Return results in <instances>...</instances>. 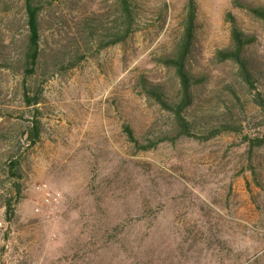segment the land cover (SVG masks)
<instances>
[{"label":"rangeland","instance_id":"1","mask_svg":"<svg viewBox=\"0 0 264 264\" xmlns=\"http://www.w3.org/2000/svg\"><path fill=\"white\" fill-rule=\"evenodd\" d=\"M41 1L37 80H46L33 145L20 86L23 0H0V264H264V109L217 58L231 46L229 13L254 39L243 55L264 100V22L235 0H195L187 69L201 82L183 136L139 80L178 97L160 58L181 36L187 0H132L135 32L99 50L116 0ZM37 185L56 200L45 203Z\"/></svg>","mask_w":264,"mask_h":264},{"label":"trees","instance_id":"2","mask_svg":"<svg viewBox=\"0 0 264 264\" xmlns=\"http://www.w3.org/2000/svg\"><path fill=\"white\" fill-rule=\"evenodd\" d=\"M116 2L117 11L113 21V32L111 33L109 40L103 42L97 50L125 42L136 30V21L132 10V0H116ZM234 4L241 6L249 11L255 18L264 22L263 6H242L236 0L234 1ZM23 6L26 15L27 37L21 58V71L23 77L20 86L23 104L33 112L28 124V130L24 135L26 136V140L34 145L41 138V123L35 114H39L37 106L40 104L42 98L41 82H45L46 80H37V77H40L39 71L42 62L44 61V52L40 45V14L43 6L41 0H23ZM196 11V1L187 0L181 36L176 43L173 52L170 55L162 56L160 58V63L164 67L173 70L178 81L179 89L176 100L169 101V99H167L162 85L152 83L144 77H141L139 80V87L142 92L159 105L161 109L171 113L177 127L179 128L180 134L183 136H191V123H189L190 121L185 117V111L193 101L192 88L201 82L200 79L193 77L187 69V61L191 54L195 39ZM226 20L231 23V46L226 50L218 52L217 58L221 62L230 61L236 66L240 80L249 90L255 91L254 101L259 107L264 109V100L261 98L260 94L256 92L254 78L249 70L248 61L243 55L245 47L250 45L254 39L253 37L244 35L239 30L234 18L229 13L226 15ZM90 35V38H92L93 33H90ZM85 58L86 57L82 55L79 61ZM74 64L76 63L71 64L69 68H72ZM45 67H47V65L43 68ZM42 75L43 74H41V76ZM124 132L129 141L137 144V140L134 138L129 126H124ZM149 147L150 145L141 146L144 150ZM11 167H15V162ZM5 208L7 213L11 208L10 203H6Z\"/></svg>","mask_w":264,"mask_h":264},{"label":"built area","instance_id":"3","mask_svg":"<svg viewBox=\"0 0 264 264\" xmlns=\"http://www.w3.org/2000/svg\"><path fill=\"white\" fill-rule=\"evenodd\" d=\"M35 189H36L37 191H40V192L43 193V196H44L43 199H44L45 203H50L51 200H56V199L53 198V197L51 196V194L46 190V185H37V186L35 187ZM39 210H40L39 208H36V209H35L36 212H38Z\"/></svg>","mask_w":264,"mask_h":264}]
</instances>
